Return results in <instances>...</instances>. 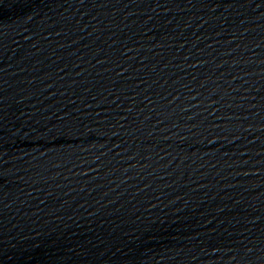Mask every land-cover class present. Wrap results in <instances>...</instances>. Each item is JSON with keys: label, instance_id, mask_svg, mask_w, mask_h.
<instances>
[{"label": "water", "instance_id": "obj_1", "mask_svg": "<svg viewBox=\"0 0 264 264\" xmlns=\"http://www.w3.org/2000/svg\"><path fill=\"white\" fill-rule=\"evenodd\" d=\"M0 264H264L242 0H0Z\"/></svg>", "mask_w": 264, "mask_h": 264}]
</instances>
